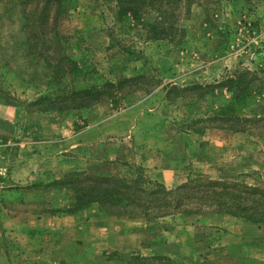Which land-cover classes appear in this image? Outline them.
<instances>
[{
  "label": "rangeland",
  "instance_id": "obj_1",
  "mask_svg": "<svg viewBox=\"0 0 264 264\" xmlns=\"http://www.w3.org/2000/svg\"><path fill=\"white\" fill-rule=\"evenodd\" d=\"M148 1L0 0V264H264V224L205 192L264 190V0H160L158 40ZM75 173L163 186L172 206L80 204Z\"/></svg>",
  "mask_w": 264,
  "mask_h": 264
},
{
  "label": "trees",
  "instance_id": "obj_2",
  "mask_svg": "<svg viewBox=\"0 0 264 264\" xmlns=\"http://www.w3.org/2000/svg\"><path fill=\"white\" fill-rule=\"evenodd\" d=\"M26 0H21V2H25ZM62 0H44V4L49 7L50 5H59ZM119 5L123 7H134L133 11L135 13H139L141 11V7H139V3L143 0H116ZM146 1V0H144ZM152 7H154L157 13H160L162 16L160 19H157L155 23H150L147 28L149 32V38L153 40L160 39L163 35H169V29H173L172 26H167L166 23V15L168 14L167 10H163L160 0H149L148 1ZM144 3V2H143ZM160 3V4H158ZM157 5V7L155 6ZM121 9V10H122ZM46 11V9H45ZM44 11V13H45ZM122 12H124L122 10ZM49 15V16H48ZM50 19V14H44V22ZM233 81V80H232ZM235 82V81H234ZM188 90L195 89H204V87L200 85L192 86L191 88H187ZM89 91H81L78 92L80 94L87 93ZM230 119H234L239 122H252L254 119L249 118H239V117H231ZM227 119V120H230ZM74 175V179L69 183L70 185H74L77 187L78 191L77 201L80 204L86 205L91 203H99L106 211H111L112 213H134L141 212L142 215H145L147 219L150 218H159L161 216L167 215L166 213L159 214V210L168 208L172 206L171 201H169L170 195H172V191L166 190L163 186H157L155 190L148 191L141 186L138 185L137 179L128 180L127 178H120L114 176H102L98 174L91 173H75L68 176ZM67 176V177H68ZM66 177V178H67ZM65 184V183H63ZM67 185V184H66ZM214 186V185H209ZM206 189L205 192H211L213 195V203L217 207H220L218 210L222 212L225 209L231 207L235 212V209L239 211V213H243L250 221L264 224V210H262V206L264 205V190L259 189H250L246 188L247 191H237L239 194H232L230 191L234 190L232 188L224 187L223 191H217V189ZM178 190H185L184 187L178 188ZM252 190V191H251ZM248 194V196H244ZM251 195H257L258 198H254L251 200ZM250 202L251 204L247 205L245 202ZM176 206H181V200L176 201ZM234 204V207L232 206ZM150 212H156L153 217L149 216ZM248 212L249 214H245ZM165 264L168 262V258L165 257H151L145 258L142 256H134L129 264ZM171 264H173L171 262Z\"/></svg>",
  "mask_w": 264,
  "mask_h": 264
},
{
  "label": "crops",
  "instance_id": "obj_3",
  "mask_svg": "<svg viewBox=\"0 0 264 264\" xmlns=\"http://www.w3.org/2000/svg\"><path fill=\"white\" fill-rule=\"evenodd\" d=\"M151 119H153V118H150V122L152 121ZM154 123H155V121H154ZM98 129H99V127H94L90 131L83 133L81 136H79V137L77 136V138L78 139L80 138L83 140V137H85V136H89V137H91L92 135L95 136L99 133ZM140 130H142V127H140ZM139 133L142 134L141 132H139ZM141 137H142V142H144L147 145H151L153 147H158L159 144L161 143V140H162V138H160L159 135H157L156 131L151 130V129H149L147 132H143V135ZM95 139H97V138H93V140H95ZM83 141H85V140H83ZM104 215H108V214H104L101 211H98V212L89 211V212H87L86 219H88V221L86 223V226L87 225L88 226L95 225L96 222H98L97 220L99 218H106L107 217ZM6 217H8V215H6ZM81 218H82V215L80 216V214H75V215H72L71 217H69L68 219H70V220H76L77 219L78 220ZM1 222L3 224L2 219H1ZM125 233H127V230H125Z\"/></svg>",
  "mask_w": 264,
  "mask_h": 264
}]
</instances>
